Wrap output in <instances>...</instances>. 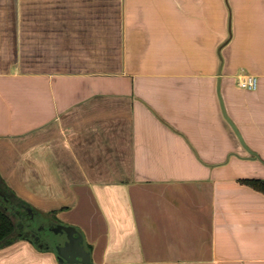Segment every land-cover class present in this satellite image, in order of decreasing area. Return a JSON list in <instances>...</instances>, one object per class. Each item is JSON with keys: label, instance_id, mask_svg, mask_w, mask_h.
I'll return each instance as SVG.
<instances>
[{"label": "crops", "instance_id": "1", "mask_svg": "<svg viewBox=\"0 0 264 264\" xmlns=\"http://www.w3.org/2000/svg\"><path fill=\"white\" fill-rule=\"evenodd\" d=\"M252 179L264 0H0V204L17 225L28 208L78 228L92 264H264ZM22 235L0 264H59Z\"/></svg>", "mask_w": 264, "mask_h": 264}, {"label": "water", "instance_id": "2", "mask_svg": "<svg viewBox=\"0 0 264 264\" xmlns=\"http://www.w3.org/2000/svg\"><path fill=\"white\" fill-rule=\"evenodd\" d=\"M0 197L8 204L6 196L0 192ZM8 210V207H6ZM26 213L15 210V215L20 218V223L17 225L19 230H24L25 223L30 222L28 228H32V224L36 223L37 216L32 209H25ZM45 228L44 226H42ZM50 231L55 235H61L62 241H54L53 244L48 242L47 248L52 249L56 255L59 264H91V253L84 246L83 235L74 226H64L59 224H53ZM23 237L33 241L27 232L23 233ZM13 239H9L7 243H11ZM36 239V238H35ZM37 237L36 240H38Z\"/></svg>", "mask_w": 264, "mask_h": 264}, {"label": "trees", "instance_id": "3", "mask_svg": "<svg viewBox=\"0 0 264 264\" xmlns=\"http://www.w3.org/2000/svg\"><path fill=\"white\" fill-rule=\"evenodd\" d=\"M243 183L264 194L263 180H244ZM9 211V207L8 210H6V206H1L0 204V246L6 244L9 239L16 237L17 224Z\"/></svg>", "mask_w": 264, "mask_h": 264}, {"label": "rangeland", "instance_id": "4", "mask_svg": "<svg viewBox=\"0 0 264 264\" xmlns=\"http://www.w3.org/2000/svg\"><path fill=\"white\" fill-rule=\"evenodd\" d=\"M37 230L44 234V239H46L48 242H50L51 244H53L54 241H62V236L61 235H55L53 234L51 231H50V228L52 227L53 224H59V225H64L63 223L59 222L58 220L56 219H48L44 214H41V215H38L37 216ZM18 222V221H17ZM42 226H44L46 228V231H45V228H43ZM64 226H67V225H64ZM76 228V227H75ZM79 232L81 230H79L78 228H76ZM47 232L48 234L46 235ZM81 233V232H80ZM84 246L87 250H89L88 246L85 244L84 242Z\"/></svg>", "mask_w": 264, "mask_h": 264}, {"label": "flooded vegetation", "instance_id": "5", "mask_svg": "<svg viewBox=\"0 0 264 264\" xmlns=\"http://www.w3.org/2000/svg\"><path fill=\"white\" fill-rule=\"evenodd\" d=\"M19 223H20V220H19ZM29 224H30V222H26L25 223L26 227L24 228V230H19L18 228H17V230L21 231V233L27 232L28 235L31 238H33V241H35V243H37L40 246H46L47 247L48 246V241L46 239H44V237H43L44 234L40 233L37 230V227H36L37 226V221H36V223L32 224V228H28ZM45 231H46V228H45ZM45 233H46V235L48 234L47 232H45ZM37 237H39L38 240H36Z\"/></svg>", "mask_w": 264, "mask_h": 264}, {"label": "built area", "instance_id": "6", "mask_svg": "<svg viewBox=\"0 0 264 264\" xmlns=\"http://www.w3.org/2000/svg\"><path fill=\"white\" fill-rule=\"evenodd\" d=\"M238 85L240 88L246 90H256L258 85V80L255 76H242L239 78Z\"/></svg>", "mask_w": 264, "mask_h": 264}]
</instances>
